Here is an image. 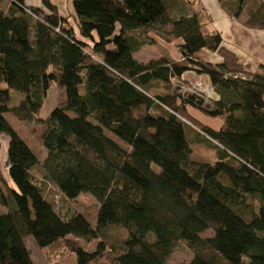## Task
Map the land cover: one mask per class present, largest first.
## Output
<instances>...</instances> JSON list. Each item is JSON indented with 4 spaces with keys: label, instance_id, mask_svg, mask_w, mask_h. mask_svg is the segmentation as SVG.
Here are the masks:
<instances>
[{
    "label": "trees",
    "instance_id": "obj_1",
    "mask_svg": "<svg viewBox=\"0 0 264 264\" xmlns=\"http://www.w3.org/2000/svg\"><path fill=\"white\" fill-rule=\"evenodd\" d=\"M6 1V10L0 5V84L7 86L0 88V135L8 138L0 264H34L27 234L39 248L61 242L60 264H169L180 242L190 254L186 264H264V66L248 71L221 46L199 0H72L76 30L48 0H42L46 12ZM219 1L232 17L246 9L244 25L264 30V1ZM156 40L174 43L184 65L133 57ZM201 50L220 62L199 57ZM189 69L208 77L218 97L210 111L173 89L170 79ZM51 89L54 106L40 117ZM10 91L23 96L13 108ZM187 108L220 125L208 127ZM10 110L42 127L40 171L3 116ZM200 145L209 152L195 159ZM46 186L47 194L56 192L55 204L56 195L64 201L92 195L94 227L78 213L60 215L43 197ZM111 225L127 239L98 242L86 252L68 237L90 241ZM206 230L213 236L201 238Z\"/></svg>",
    "mask_w": 264,
    "mask_h": 264
},
{
    "label": "rangeland",
    "instance_id": "obj_2",
    "mask_svg": "<svg viewBox=\"0 0 264 264\" xmlns=\"http://www.w3.org/2000/svg\"><path fill=\"white\" fill-rule=\"evenodd\" d=\"M173 47V46H172ZM172 48L170 46H166L162 43H157L156 45L145 46L141 48L139 51L133 53V57L138 61L147 62L152 57H156L159 55H167L170 54L169 50ZM0 88L6 89V84H0ZM54 91L52 89L47 93V98L44 102L43 110L40 114V117H44L45 114L53 108V98ZM10 107H15L18 102L23 98L22 94L10 91ZM198 115L206 116L202 111H198ZM4 118L8 121L11 127L15 130L18 136L26 143L29 149L34 153L38 160L37 170L40 171L42 169V161L46 157V150L41 144L40 134L42 132V127L38 124H25L22 121L18 120L12 113V111H7L3 114ZM0 137V141H1ZM209 152V149L204 145L196 146L194 149V154L192 155L195 159H202ZM213 152V151H210ZM2 157V151L0 152V172L7 179L6 175V162ZM152 168L155 171H158V168L152 165ZM11 187H14L12 183H10ZM48 189L46 186L45 190ZM56 192L54 189H50L48 194H43V197L52 202V195ZM59 196V195H58ZM53 203V202H52ZM55 209L59 212L63 217L69 216L73 213H78L82 215L85 220L94 227L95 218L97 213V201L96 199L90 195L89 193H80L74 200H62L59 196L57 199V203H53ZM213 233L210 230H206L202 234H200L201 238L212 237ZM72 238L81 245L83 250L86 252L94 251L98 242H104L106 244L112 242H123L127 239V233L121 226L111 225L106 228H103L99 231L98 236L90 241H85L79 237L68 236ZM151 240V237L148 238ZM23 242L25 247L30 253L31 259L34 264H60L59 258L61 256H66L64 246L61 242H58L53 247L48 248H39L35 245L32 237L27 234L23 236ZM183 243H177L173 249V252L170 256L169 264H186L190 259V254L187 249L182 245ZM245 263H248L246 259H244Z\"/></svg>",
    "mask_w": 264,
    "mask_h": 264
},
{
    "label": "crops",
    "instance_id": "obj_3",
    "mask_svg": "<svg viewBox=\"0 0 264 264\" xmlns=\"http://www.w3.org/2000/svg\"><path fill=\"white\" fill-rule=\"evenodd\" d=\"M71 1L72 0H48L49 4L56 8L58 17L60 19H66L71 27L76 30L75 26L77 24V20L72 10ZM199 1L211 20V27L220 34L222 41L221 46L233 53L238 58L239 63L248 71H254L259 65L264 66V30L251 29L244 25V22L248 17V11L244 9L237 15V17H232L227 13L226 8L221 5L219 0ZM223 1L226 6L231 5L227 3L228 0ZM22 3L26 7L35 8L46 12V9L42 5V0H22ZM0 5L3 10H6L8 7L6 0H0ZM157 43L170 46L172 49L169 50L170 54L167 55V57L164 55H159L152 57L151 59L164 58L166 60L176 61L184 65V62L181 61L180 55L176 50L174 43L167 44L160 40H156L153 45H156ZM108 48L112 47L109 46ZM197 55L213 64L220 62L219 56L214 53H209L205 50L199 51ZM187 111L192 117L210 128L216 129L220 125V121L218 119L198 115L197 113L199 112L195 109L187 108ZM0 137L2 139L0 141V152L2 151V157L5 160L4 162H6L8 138L4 135H0ZM46 192L47 190H45L44 193L46 194ZM4 213L5 209L0 206V214Z\"/></svg>",
    "mask_w": 264,
    "mask_h": 264
},
{
    "label": "built area",
    "instance_id": "obj_4",
    "mask_svg": "<svg viewBox=\"0 0 264 264\" xmlns=\"http://www.w3.org/2000/svg\"><path fill=\"white\" fill-rule=\"evenodd\" d=\"M258 1L262 2L264 0ZM234 77L243 78V75L235 74ZM170 82L173 89L182 98L192 95L201 100V108L205 111H210L212 103L218 99L208 77L193 70L189 69L177 76H173ZM54 199L56 201L58 196H54Z\"/></svg>",
    "mask_w": 264,
    "mask_h": 264
},
{
    "label": "clouds",
    "instance_id": "obj_5",
    "mask_svg": "<svg viewBox=\"0 0 264 264\" xmlns=\"http://www.w3.org/2000/svg\"><path fill=\"white\" fill-rule=\"evenodd\" d=\"M7 167V166H6Z\"/></svg>",
    "mask_w": 264,
    "mask_h": 264
}]
</instances>
